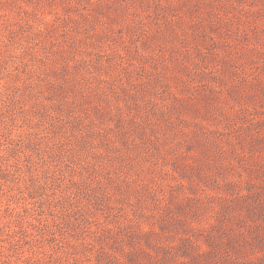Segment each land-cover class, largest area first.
<instances>
[{
	"label": "rangeland",
	"instance_id": "374dc122",
	"mask_svg": "<svg viewBox=\"0 0 264 264\" xmlns=\"http://www.w3.org/2000/svg\"><path fill=\"white\" fill-rule=\"evenodd\" d=\"M0 264H264V0H0Z\"/></svg>",
	"mask_w": 264,
	"mask_h": 264
}]
</instances>
